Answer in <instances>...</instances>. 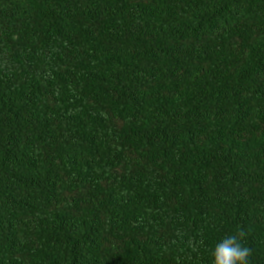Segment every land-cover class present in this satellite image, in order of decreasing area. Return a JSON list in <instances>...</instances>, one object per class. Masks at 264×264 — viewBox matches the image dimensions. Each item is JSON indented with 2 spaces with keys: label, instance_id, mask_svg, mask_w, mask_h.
Segmentation results:
<instances>
[{
  "label": "trees",
  "instance_id": "trees-1",
  "mask_svg": "<svg viewBox=\"0 0 264 264\" xmlns=\"http://www.w3.org/2000/svg\"><path fill=\"white\" fill-rule=\"evenodd\" d=\"M264 264V0H0V264Z\"/></svg>",
  "mask_w": 264,
  "mask_h": 264
},
{
  "label": "clouds",
  "instance_id": "clouds-1",
  "mask_svg": "<svg viewBox=\"0 0 264 264\" xmlns=\"http://www.w3.org/2000/svg\"><path fill=\"white\" fill-rule=\"evenodd\" d=\"M244 236L241 229L217 243L212 251V264H250L252 250L241 243Z\"/></svg>",
  "mask_w": 264,
  "mask_h": 264
}]
</instances>
